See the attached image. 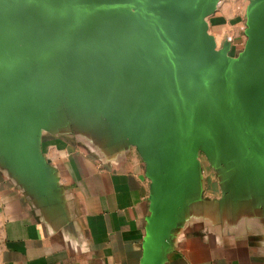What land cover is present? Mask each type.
<instances>
[{
    "label": "water",
    "instance_id": "water-1",
    "mask_svg": "<svg viewBox=\"0 0 264 264\" xmlns=\"http://www.w3.org/2000/svg\"><path fill=\"white\" fill-rule=\"evenodd\" d=\"M220 1L0 0V169L51 204L44 133L134 148L149 180L140 264H164L205 204L200 156L221 205L263 207L264 0L249 1L236 57L209 33Z\"/></svg>",
    "mask_w": 264,
    "mask_h": 264
},
{
    "label": "crops",
    "instance_id": "crops-1",
    "mask_svg": "<svg viewBox=\"0 0 264 264\" xmlns=\"http://www.w3.org/2000/svg\"><path fill=\"white\" fill-rule=\"evenodd\" d=\"M249 1L221 0L208 19L209 33L232 51L241 48ZM40 148L59 201L36 202L0 169V264H140L149 180L135 149L106 152L72 129L44 133ZM214 177L207 184L202 170L205 204L176 233L164 264H264V206L221 205Z\"/></svg>",
    "mask_w": 264,
    "mask_h": 264
},
{
    "label": "rangeland",
    "instance_id": "rangeland-1",
    "mask_svg": "<svg viewBox=\"0 0 264 264\" xmlns=\"http://www.w3.org/2000/svg\"><path fill=\"white\" fill-rule=\"evenodd\" d=\"M216 40V39H215ZM226 42V41H225ZM227 42H229V41H227ZM216 43H217V47L218 48H220L221 46H222V44L221 43H218L217 41H216ZM230 43V42H229ZM244 43H245V36H243V41H242V44H241V48L240 49H238L237 51H232L231 50V48H230V51H229V56H231V57H236L237 56V54L239 53V52H241L242 51V49H243V46H244ZM231 45V44H230ZM200 161H201V165H202V170H203V173H204V176H205V178H206V183L208 184V183H213V184H215V177H214V172H213V170L209 167V165H208V163H207V161L205 160V158L204 157H202V156H200ZM206 185V184H205Z\"/></svg>",
    "mask_w": 264,
    "mask_h": 264
}]
</instances>
